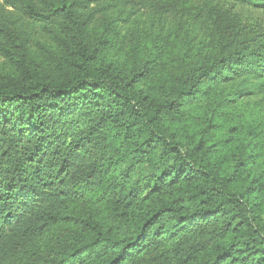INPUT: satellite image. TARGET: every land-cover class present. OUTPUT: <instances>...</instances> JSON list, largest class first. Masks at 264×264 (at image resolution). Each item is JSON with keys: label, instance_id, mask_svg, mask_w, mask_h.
<instances>
[{"label": "trees", "instance_id": "obj_1", "mask_svg": "<svg viewBox=\"0 0 264 264\" xmlns=\"http://www.w3.org/2000/svg\"><path fill=\"white\" fill-rule=\"evenodd\" d=\"M259 14L0 0V264H264Z\"/></svg>", "mask_w": 264, "mask_h": 264}, {"label": "rangeland", "instance_id": "obj_2", "mask_svg": "<svg viewBox=\"0 0 264 264\" xmlns=\"http://www.w3.org/2000/svg\"><path fill=\"white\" fill-rule=\"evenodd\" d=\"M236 10H238L239 12H241L243 14L245 13V14H248V15H251V16H257L258 15L257 11L248 10L247 8L242 9L240 7V9H239V7H237ZM259 16L264 17V14H259Z\"/></svg>", "mask_w": 264, "mask_h": 264}]
</instances>
